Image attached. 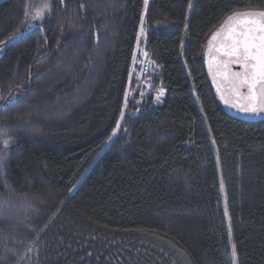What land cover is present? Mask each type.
Wrapping results in <instances>:
<instances>
[{
  "label": "trees",
  "instance_id": "1",
  "mask_svg": "<svg viewBox=\"0 0 264 264\" xmlns=\"http://www.w3.org/2000/svg\"><path fill=\"white\" fill-rule=\"evenodd\" d=\"M248 4L0 0V264H264V118L201 66Z\"/></svg>",
  "mask_w": 264,
  "mask_h": 264
},
{
  "label": "snow or ice",
  "instance_id": "2",
  "mask_svg": "<svg viewBox=\"0 0 264 264\" xmlns=\"http://www.w3.org/2000/svg\"><path fill=\"white\" fill-rule=\"evenodd\" d=\"M145 4H147V0H145ZM246 7L249 10L233 12L228 16L224 24L211 36L209 52H215L216 55L210 60L209 67L210 70L213 65L217 70L223 69L220 75L228 81L229 91L237 101H247L246 104L233 103V107H238L245 113L259 114L264 112V8H254L251 4ZM43 8L49 9L50 5L45 3ZM29 15L26 8L25 17ZM40 16L42 13L37 11L35 15H32V19L35 20ZM18 34L13 33L9 40L15 39ZM5 43V41H0V44ZM231 65H239L240 71H232ZM245 89L246 91H243ZM162 94L163 89L160 90V95ZM221 99L226 104L231 102L223 94H221ZM123 116L122 111L121 119ZM120 128L121 124L118 120L112 136H115ZM0 134L6 135V130L0 129ZM112 136H109V140L112 139ZM3 143L6 147H11L14 141L4 140ZM221 188H223V181H221ZM225 215H228L227 208H225ZM237 256L236 245L233 244L231 247L232 264H236Z\"/></svg>",
  "mask_w": 264,
  "mask_h": 264
},
{
  "label": "flooded vegetation",
  "instance_id": "3",
  "mask_svg": "<svg viewBox=\"0 0 264 264\" xmlns=\"http://www.w3.org/2000/svg\"><path fill=\"white\" fill-rule=\"evenodd\" d=\"M224 24V22L219 25L213 32H211L206 39L204 40L201 48V66L205 72V75L212 87L213 93L216 97L217 102L219 105L227 112L232 115L238 116L240 118L245 119H262L264 118V113L259 114H250L240 111L239 109H234L231 102L226 104L224 100L221 99V94H223L225 97H227L230 101L231 99H236L232 93L229 91V84L228 81L224 79L222 75H220V72L223 71V69L217 70L216 66L213 65L212 69L210 70L209 62L212 59V57L215 54V52L210 53L209 52V41L211 40V36ZM223 59V57H221ZM232 71H240L239 65H231ZM219 87V91H218ZM243 91H246L243 90ZM235 103H242L241 101H235ZM238 108V107H236Z\"/></svg>",
  "mask_w": 264,
  "mask_h": 264
},
{
  "label": "rangeland",
  "instance_id": "4",
  "mask_svg": "<svg viewBox=\"0 0 264 264\" xmlns=\"http://www.w3.org/2000/svg\"><path fill=\"white\" fill-rule=\"evenodd\" d=\"M144 30L142 28H140L139 30V34H138V39H143L144 38ZM4 52V44L0 45V56L3 54ZM142 49L140 46L136 47L135 53H134V58H133V67H137L142 63ZM132 67V69H133ZM264 113V112H261Z\"/></svg>",
  "mask_w": 264,
  "mask_h": 264
},
{
  "label": "water",
  "instance_id": "5",
  "mask_svg": "<svg viewBox=\"0 0 264 264\" xmlns=\"http://www.w3.org/2000/svg\"><path fill=\"white\" fill-rule=\"evenodd\" d=\"M235 101H236V99L234 100V99H231V104H233V103H235ZM242 103H247V101H241ZM234 109H239V108H236V107H234ZM240 110V109H239Z\"/></svg>",
  "mask_w": 264,
  "mask_h": 264
},
{
  "label": "built area",
  "instance_id": "6",
  "mask_svg": "<svg viewBox=\"0 0 264 264\" xmlns=\"http://www.w3.org/2000/svg\"><path fill=\"white\" fill-rule=\"evenodd\" d=\"M156 94H160V89H156Z\"/></svg>",
  "mask_w": 264,
  "mask_h": 264
}]
</instances>
